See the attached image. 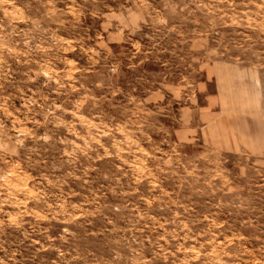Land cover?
<instances>
[{"label": "rangeland", "instance_id": "obj_1", "mask_svg": "<svg viewBox=\"0 0 264 264\" xmlns=\"http://www.w3.org/2000/svg\"><path fill=\"white\" fill-rule=\"evenodd\" d=\"M0 264H264V0H0Z\"/></svg>", "mask_w": 264, "mask_h": 264}]
</instances>
